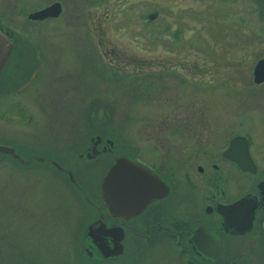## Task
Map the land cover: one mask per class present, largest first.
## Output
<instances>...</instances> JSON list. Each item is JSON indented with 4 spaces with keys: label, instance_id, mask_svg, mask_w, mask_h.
Returning a JSON list of instances; mask_svg holds the SVG:
<instances>
[{
    "label": "rangeland",
    "instance_id": "1",
    "mask_svg": "<svg viewBox=\"0 0 264 264\" xmlns=\"http://www.w3.org/2000/svg\"><path fill=\"white\" fill-rule=\"evenodd\" d=\"M53 1L0 0V26L13 35L0 141L24 159L56 158L78 188L42 161L0 155V264H75L71 244L87 215L80 194L93 193L111 158L77 159L89 137L140 157L160 140L215 148L237 128L264 156V81H252L264 0H56L57 17L29 21Z\"/></svg>",
    "mask_w": 264,
    "mask_h": 264
},
{
    "label": "flooded vegetation",
    "instance_id": "2",
    "mask_svg": "<svg viewBox=\"0 0 264 264\" xmlns=\"http://www.w3.org/2000/svg\"><path fill=\"white\" fill-rule=\"evenodd\" d=\"M53 2L62 9L61 2ZM32 59L29 77L35 78L39 63L35 49ZM92 137L77 159L90 161L107 154L111 158L100 178L92 182L93 193L81 191L87 215L75 231L72 263L264 264V156L249 134L227 128L215 148L199 146L197 150L190 144L179 151L174 142L168 147L157 140L150 147H139L140 157L130 148L126 154H115L113 141L99 136L94 144L97 154L90 158ZM118 156L139 163L149 180L142 179L141 190L134 196L124 191L120 201L107 204L100 184ZM44 158L43 163L65 174L71 186L78 188L69 168L54 157ZM33 160L27 158L25 165ZM238 162H248L250 168L243 169Z\"/></svg>",
    "mask_w": 264,
    "mask_h": 264
},
{
    "label": "water",
    "instance_id": "3",
    "mask_svg": "<svg viewBox=\"0 0 264 264\" xmlns=\"http://www.w3.org/2000/svg\"><path fill=\"white\" fill-rule=\"evenodd\" d=\"M61 12V6L58 2H53L39 10L32 11L27 14V18L30 20H43L45 18L57 17ZM155 13H150L146 17L148 20H152L155 17ZM11 31H7L0 26V70L5 65L7 57L10 52L11 45L13 44ZM14 39V38H13ZM252 81L253 83H260L264 81V56L259 58L253 66L252 71ZM94 139V140H93ZM99 136L96 135L92 137L91 140L93 145L89 147L87 157H93L97 154L94 144L99 141ZM107 143L111 145L112 141L107 140ZM0 155L6 156L7 158L19 162L21 165H25L26 159H24L14 146L0 141ZM29 158L35 160L44 161V157L32 155ZM243 169L250 168L248 162H238ZM143 167L130 159H127L123 156H118L113 163L106 170L100 184V190L102 198L104 201L109 204V200L120 201L123 197V192L128 191L129 196H134L138 193L140 189V183L143 178L147 177L146 180H149V176L144 173ZM145 174V175H144ZM144 175V177H143ZM69 179L73 181L71 173L68 172ZM74 182V181H73Z\"/></svg>",
    "mask_w": 264,
    "mask_h": 264
}]
</instances>
